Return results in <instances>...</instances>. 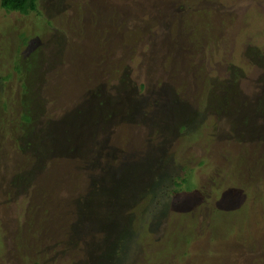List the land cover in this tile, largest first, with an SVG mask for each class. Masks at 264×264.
Listing matches in <instances>:
<instances>
[{
    "label": "rangeland",
    "instance_id": "rangeland-1",
    "mask_svg": "<svg viewBox=\"0 0 264 264\" xmlns=\"http://www.w3.org/2000/svg\"><path fill=\"white\" fill-rule=\"evenodd\" d=\"M38 11L0 8V264H264V0Z\"/></svg>",
    "mask_w": 264,
    "mask_h": 264
},
{
    "label": "trees",
    "instance_id": "trees-1",
    "mask_svg": "<svg viewBox=\"0 0 264 264\" xmlns=\"http://www.w3.org/2000/svg\"><path fill=\"white\" fill-rule=\"evenodd\" d=\"M0 8H2L6 13L15 12L23 16L29 15L34 12H39L38 0H0ZM29 115H30V111L27 110L26 112L23 113L22 119L24 121H29L30 120ZM185 180L186 179L184 178L183 181L185 182ZM147 191L150 192V186L148 187ZM123 205L128 206V204H123ZM129 205H130L129 207H132V204ZM116 222L120 223L119 221ZM111 235L112 234H110V236L108 235L110 239H111ZM126 239H124L121 234H115L113 240L112 241L109 240L110 241L109 246L111 250L109 255L105 257L107 259L108 258L110 259L109 262L113 260L115 256L114 254H118V252L121 251V246L126 241ZM101 255L103 256V253H101ZM89 259H93V257L90 258V256H88L87 260L89 261Z\"/></svg>",
    "mask_w": 264,
    "mask_h": 264
}]
</instances>
